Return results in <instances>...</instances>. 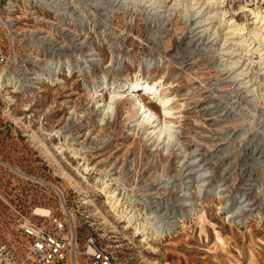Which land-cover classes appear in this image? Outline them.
Listing matches in <instances>:
<instances>
[{
	"label": "rangeland",
	"instance_id": "rangeland-1",
	"mask_svg": "<svg viewBox=\"0 0 264 264\" xmlns=\"http://www.w3.org/2000/svg\"><path fill=\"white\" fill-rule=\"evenodd\" d=\"M128 1L54 0L51 12H38L48 24L34 19L28 2L13 15L4 11L19 20L13 44L0 24L11 63L41 57L52 72L25 93L1 84L0 264H37L21 227L41 220L33 213L38 208L61 210L58 190L75 212L81 252L98 233L122 264H264V38L246 33L250 48L258 47L247 52L245 39L225 36L219 20L210 40L194 36V23L180 15L187 2L159 26ZM222 5L245 32L260 27L242 8L264 11V0ZM139 81L163 86L177 100L170 138L146 135L152 129L136 126L140 116L130 118L127 105L112 103L109 114L98 107L108 106L111 94L108 88L98 97L96 85ZM60 129L76 138L92 170L56 150L71 148L57 137ZM106 180L123 200L116 212ZM125 211L138 216L134 227ZM139 224L154 231L149 245L136 237ZM157 228L173 229L156 239Z\"/></svg>",
	"mask_w": 264,
	"mask_h": 264
},
{
	"label": "bare ground",
	"instance_id": "bare-ground-1",
	"mask_svg": "<svg viewBox=\"0 0 264 264\" xmlns=\"http://www.w3.org/2000/svg\"><path fill=\"white\" fill-rule=\"evenodd\" d=\"M24 1H28V0H24ZM53 1L54 0H50L51 6H52ZM127 1L128 0H125V2H127ZM130 1L138 2V4H139L138 7L137 6L135 7L137 9L138 8L139 9L145 8L144 13H146V15H148V18H150L153 23H155L156 25H159V26H165L166 22H168L170 19H172L175 16V14H179V12H178V11H180L179 7L182 6L183 4H186V2H187V5H184V8H183L184 10L182 12H180V15L182 14L183 18L186 21L194 23L192 25V32H193V34L196 33V34H194V36L197 35L198 37L200 36L201 38L207 37V40L211 39L210 38L211 36L209 34L211 32V35H212V33L214 31L213 29L215 27L214 21H216V20H219L220 24L222 22H225L226 27H228V30L225 33V36H233L232 39H235V38H237V39L239 38L241 40L243 38L245 39L248 37V36L245 37L246 33L252 34L251 36H253L256 39L257 38L260 39V42L264 38V15H263L264 11H259L258 8H256V9H250V8H246V7L242 8L243 10H245L244 12L251 13V15H253L254 19L256 20L257 25H260L259 28H254V29L249 30L248 32H245V29L247 30L248 28H246L244 26L242 27L243 24L242 25L240 23L238 24L234 18H230V16H228V12L224 11L223 8H220V5L224 4L225 0H130ZM171 2H174V3H173V5L169 6V3H171ZM136 5H137V3H136ZM203 5L208 6L210 10L208 12H206L207 7L203 8ZM197 6H200V7H197ZM2 11H3L2 6L0 5V18H1ZM141 11L143 12V10H141ZM182 15H181V17H182ZM228 17H229V19H228ZM226 18H227V20H226ZM3 26H6V24H4ZM198 29H200V30L198 31ZM217 34H218V32L215 33V36ZM229 38H231V37H229ZM196 39H198V38H196ZM248 39H245L243 41V43L245 42L243 46H244L246 51L248 50V48L251 49L250 48L251 46H249L247 44V41H246ZM210 42L212 43V40ZM258 42H259V40H258ZM237 45H238V42H237ZM239 47H238V49H239ZM257 48L258 47L255 46L254 48L251 49V51H253V50L257 51L258 50ZM225 49H227V48H225ZM259 50H261V48H259ZM251 51H250V53H251ZM220 52L224 55L230 54V52H228V51L225 53L224 48H221ZM94 53L90 54V58H91L90 62L97 63L98 60L96 59V54H94ZM222 54H221V56H222ZM262 55L264 56V54H262ZM221 67H226V64L222 63ZM229 67L231 68L230 65H229ZM246 71H247V69H246ZM243 74H244V72H243ZM0 79H3L4 83L7 86L16 84L14 82V80H16V78H12L11 75H8L5 78V77H1V74H0ZM2 85H4V84L2 83ZM108 88H109V91L111 94L110 104L108 106L100 104L98 107H103L104 110L107 111L109 114V110H111L113 108L112 103L117 104V105L118 104L127 105L128 116L130 118L140 116L138 118V120L135 121V122H137L136 126H140V128L148 126L149 130L152 129L151 132L145 133L146 135H149V137L152 135L158 136V139L164 135H166L169 138L172 136V130H173L175 122L168 120V119L170 117H174V115H175V110H176L175 103L177 102V100H175L174 96H171V97L168 96V94H167L166 90H164L163 86L160 88V87H157L156 85H151L149 83H146V81H139V82L130 83V84L129 83L124 84L122 82H120V83L114 82L112 87H108L107 84L106 85H104V84L103 85H96L94 93H96L95 95L100 97V96H102L101 92H103L105 89H108ZM123 89H127V91L124 92ZM137 90H139L141 93H135ZM130 91H131V93H130ZM129 94L131 95V97H129L130 96ZM102 98L103 99L100 101H104V97H102ZM124 98H126V99H124ZM150 99H154L155 101H158L157 104L159 105L158 106L159 108H157L156 106L155 107L150 106L149 105V103L151 102ZM100 101H97L96 103L98 104V103H100ZM161 117H164V121H162ZM140 119H141V122H140ZM65 131H66L65 129L64 130L60 129L59 131L56 132V135H58L57 137L64 139L65 142L68 144V146H70L71 148L70 149H62L61 147L60 148L56 147V150L60 154H63V152H65V151H69L72 153L71 157L84 160L82 167H84V170L86 171V173L89 172L93 168L89 167L90 164L87 163V161L89 159L87 158V156L83 155L86 152H82V149H78L77 147H75L74 141L76 140V138L72 135H68L67 134L68 132L66 133ZM153 138L154 137H152V139ZM156 142H157V140H156ZM54 161L57 162V160H54ZM79 174H80V176H83L82 173H79ZM82 178L86 179L84 176ZM63 179H66L70 183L76 182L75 179L72 176H70L69 174H65L63 176ZM109 181L110 180H106V183H105L106 184L105 189L110 187L109 191L106 190L107 191L106 192L107 199H108V203L111 205L112 210L116 212L117 208H119L122 205L123 200H121L119 198L118 193L113 188H112L113 190L111 189V184L109 183ZM245 202H247V201L245 200ZM245 202H243V203H245ZM243 203H241L243 207H248L250 205V203L245 204V205H243ZM243 212H245V211H243ZM35 214L39 215V216H45L46 217L50 214V212H49V210L38 208L36 210ZM122 215H123L122 218H125L126 221H128V224L132 225V227H134L135 223L137 222L138 216L135 213H128L127 214L126 211L124 213H122ZM138 226H139V228L136 230L137 231L136 237L142 236L143 243H146L149 245L150 244V237L153 235L152 233H154V231L153 232L149 231L148 224L147 225L146 224H142V225L139 224ZM159 229L160 228L156 229V233H155L156 239L164 238L167 234L171 233L173 228H168V229L163 228L161 231Z\"/></svg>",
	"mask_w": 264,
	"mask_h": 264
},
{
	"label": "built area",
	"instance_id": "built-area-1",
	"mask_svg": "<svg viewBox=\"0 0 264 264\" xmlns=\"http://www.w3.org/2000/svg\"><path fill=\"white\" fill-rule=\"evenodd\" d=\"M24 0H0V5L3 2L5 4L0 18V24H6L8 26L7 35L11 44L18 41L16 36V26L19 22L18 19L10 17L7 19L4 15L6 10L9 15H13L18 12V3ZM31 3L32 14L34 19L39 18L40 23H49V20L44 19L38 15L41 11L44 14L51 12L50 0H28L24 1ZM43 39V38H42ZM46 37L44 41H46ZM3 40L0 39V74L1 77H7L11 75L12 78H16V83L13 92L25 93L27 91L36 90L44 82L48 73L52 72L47 67V63L43 60L45 58H38L31 61H19L15 64L11 63L14 52L6 50L3 44ZM4 84L3 79H0V90H5L1 84ZM6 87V86H5ZM60 198L61 210L55 211L49 208L50 214L48 216L36 215V211L33 213L41 220L29 219L22 227L23 234L27 237V247L32 257L37 264H82L79 260L80 256L85 260V264H122L117 261L114 253L106 246H104L99 234L92 233L86 239V245L83 252L80 251L78 233L75 223V212L72 208L68 207L61 191L58 190ZM254 212V211H252ZM240 214L238 224L243 225V221ZM255 214L252 217L245 218L250 221L257 217ZM67 220V221H66ZM163 228H160L161 231ZM80 261V262H79Z\"/></svg>",
	"mask_w": 264,
	"mask_h": 264
}]
</instances>
